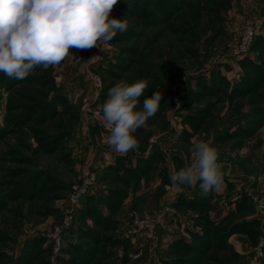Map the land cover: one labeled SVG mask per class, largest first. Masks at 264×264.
<instances>
[{
    "label": "rangeland",
    "instance_id": "obj_1",
    "mask_svg": "<svg viewBox=\"0 0 264 264\" xmlns=\"http://www.w3.org/2000/svg\"><path fill=\"white\" fill-rule=\"evenodd\" d=\"M110 18L128 28L107 43L0 72V264H264V0H118ZM121 80L146 84L136 111L162 95L125 155L95 114ZM199 140L223 164L207 197L170 180Z\"/></svg>",
    "mask_w": 264,
    "mask_h": 264
},
{
    "label": "clouds",
    "instance_id": "obj_2",
    "mask_svg": "<svg viewBox=\"0 0 264 264\" xmlns=\"http://www.w3.org/2000/svg\"><path fill=\"white\" fill-rule=\"evenodd\" d=\"M118 0H0V72L24 80L35 68L47 71L60 64L72 48L91 49L111 41L128 28L127 20L110 18ZM146 84L118 81L108 90L102 105L108 144L125 155L139 145L133 133L160 108L162 95L154 93L136 111ZM219 154L206 140L192 144L190 157L174 171L175 185L193 186L199 181L201 196L222 182Z\"/></svg>",
    "mask_w": 264,
    "mask_h": 264
},
{
    "label": "built area",
    "instance_id": "obj_3",
    "mask_svg": "<svg viewBox=\"0 0 264 264\" xmlns=\"http://www.w3.org/2000/svg\"><path fill=\"white\" fill-rule=\"evenodd\" d=\"M256 32L257 29L253 24H250L249 22L244 24L242 34L239 36V39L237 40L235 45V54L240 55L246 52L248 47L253 42ZM98 80L100 82V78H98ZM95 114H97L99 117H102L99 110H95ZM92 179L93 176L87 177L81 186L74 188L71 198L73 204H76L81 200V197L86 193ZM259 204L262 205L261 202Z\"/></svg>",
    "mask_w": 264,
    "mask_h": 264
},
{
    "label": "trees",
    "instance_id": "obj_4",
    "mask_svg": "<svg viewBox=\"0 0 264 264\" xmlns=\"http://www.w3.org/2000/svg\"><path fill=\"white\" fill-rule=\"evenodd\" d=\"M226 8V6L222 5V8ZM219 10H221V7L219 8ZM241 201H245V199L241 200Z\"/></svg>",
    "mask_w": 264,
    "mask_h": 264
}]
</instances>
